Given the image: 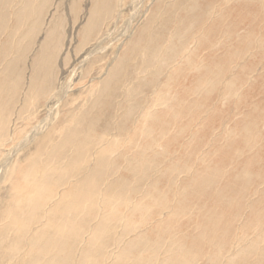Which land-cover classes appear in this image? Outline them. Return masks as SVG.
<instances>
[{"label":"rangeland","instance_id":"obj_1","mask_svg":"<svg viewBox=\"0 0 264 264\" xmlns=\"http://www.w3.org/2000/svg\"><path fill=\"white\" fill-rule=\"evenodd\" d=\"M23 1H27L23 3L26 8ZM221 1L34 0L32 4L30 0H0V8L4 5L0 11V264H30L31 258L23 254L29 249V239L33 242L34 233L47 229L31 225L36 230L27 237L29 233L12 228L1 215L4 207L13 205L12 189L21 184L16 172L23 173L33 159L42 172L41 160L47 164L53 160L49 156L56 158V162L50 161L49 178L46 176L52 180L49 186L54 183L53 192L66 190L65 196L72 198L76 181L85 179L88 186L99 184L96 208L89 214L77 211L78 225L65 235L62 249L48 255L49 263L225 264L232 247L239 244V253L245 254L235 260L237 264H264V0H233L228 8ZM212 7L221 9L204 21ZM33 8L39 12L26 18L29 28L25 33L17 28L18 20L23 21ZM103 8L107 14L93 15ZM219 15L227 21L220 17L222 23L218 24ZM93 16L97 20L91 28ZM191 23L190 30L187 25ZM201 30L206 34L204 39L198 37ZM176 34L185 51L178 48L177 52L189 56L188 69L176 76L171 65L170 70L161 71L163 66L159 73L154 72L151 55L160 57L154 62L156 68L168 61V40L179 41L173 38ZM148 37L151 43L146 41ZM192 39L202 45L194 48ZM239 39L243 40L238 43ZM174 49L169 50L175 53ZM193 61L198 68L191 67ZM140 71L142 77L137 80ZM167 85L172 87L171 94ZM233 90H239L244 98L237 101L239 95H225ZM157 95L177 99L172 104V109L176 105L174 110L167 101L156 102ZM154 110L165 113L163 128L156 127L165 135L163 140L156 136L157 131L149 135V125L143 123L144 114L152 115ZM65 126L74 133L64 148L60 140ZM100 135H108L103 144L115 139L116 154L104 158L102 166L108 189L101 181L103 176L95 181L87 179L98 162L89 155L99 146L95 144ZM85 137L87 143L92 140V147L87 154L77 155L74 150ZM150 142L154 145L146 146ZM151 146L152 154L140 162L135 151L145 152ZM203 154L211 164L208 167L198 163ZM139 165L144 167L138 169ZM202 181L203 188L199 186ZM98 192H121V199L103 211L98 208ZM184 193L186 201L181 197ZM155 199H166L160 203L163 208L154 206ZM60 205L61 209H49L56 219L62 217L63 223L67 213L65 203ZM75 232L79 233L76 238ZM46 235L51 239L49 232Z\"/></svg>","mask_w":264,"mask_h":264},{"label":"bare ground","instance_id":"obj_2","mask_svg":"<svg viewBox=\"0 0 264 264\" xmlns=\"http://www.w3.org/2000/svg\"><path fill=\"white\" fill-rule=\"evenodd\" d=\"M5 1V0H4ZM3 0H2V2H4ZM103 1V0H102ZM223 1V0H222ZM222 1H221V3H222ZM27 1H23L21 4H25ZM30 2H32V4L34 3L35 4V2H34V0L32 1V0H30ZM232 2H233V0H224V3L223 4H225V5H227L226 7L228 8V4H232ZM236 2V1H235ZM257 2V1H256ZM100 3V2H99ZM2 4V3H1ZM23 4V7H27V5H24ZM102 4H104V7H105V5H106V2H103ZM222 4V5H223ZM235 4V3H234ZM13 5V4H12ZM224 5V6H225ZM233 5V4H232ZM3 4H2V7L0 8V11H1V13H2V8H3ZM36 6V5H35ZM216 6V5H215ZM22 7V9H24ZM38 7V6H37ZM193 7H195V6H193ZM193 7H191V8H193ZM220 7H222V6H220ZM226 7H225V9H226ZM261 7V6H260ZM7 8V7H6ZM21 8V7H20ZM20 8H19V10H20ZM30 8V7H29ZM32 8V7H31ZM95 8V7H94ZM200 8V7H199ZM224 7H222V9H223ZM21 9V10H22ZM196 9V8H195ZM219 9H221V8H213L212 7V9H210L209 11H208V13L206 12V14H207V18L204 20V21H208L209 20V15H211L213 12H216V11H218ZM31 10V9H30ZM29 10V11H30ZM191 10H193V9H191ZM203 10V9H202ZM260 10V9H259ZM25 11V10H24ZM223 11V10H222ZM261 11V10H260ZM37 12H39V11H37V8H33V10H31V12L29 13V12H27V14H26V11H25V13H24V15L26 14V17L23 19V21L20 19V20H18V26H17V28H19V29H21L23 32L24 31H26V29L27 28H29V26L27 27V19L26 18H29V16L30 15H36L37 14ZM193 12V11H192ZM220 12V11H219ZM219 12H217V13H219ZM225 12H227V11H225ZM21 13V12H20ZM94 14V16L95 15H97V14H101V17L103 16V15H105V14H107V12L105 11V8H103L102 10H101V12L100 11H94L93 12ZM237 13V12H236ZM11 14H13V13H11ZM29 14V15H28ZM221 14V13H220ZM217 15V14H216ZM18 16V15H17ZM94 16H93V18H94ZM222 16V15H221ZM220 15L218 16V19H217V23H218V21H220L221 23H222V17H221ZM227 16V15H226ZM225 16V17H226ZM222 19H221V18ZM224 17V18H225ZM17 18V17H16ZM22 18V17H21ZM1 19L2 18H0V24H1ZM221 19V20H220ZM94 20V21H93ZM95 20H97V18H94V19H92V23H91V28L95 25ZM194 20V19H193ZM224 20V19H223ZM4 21V20H3ZM224 21H227V20H224ZM223 21V22H224ZM31 22V21H30ZM202 22H203V20H202ZM211 22H213V21H211ZM216 22V21H215ZM220 22L218 23V24H220ZM255 23V22H254ZM32 24H34L33 22H32ZM32 24H30V25H32ZM194 24V23H193ZM217 24V25H218ZM231 24V23H230ZM229 24V25H230ZM235 24H236V22H235ZM253 24V23H252ZM198 25V24H197ZM206 25V24H205ZM234 25V24H233ZM239 25V24H238ZM187 26H192V23H191V25H187ZM215 26H216V24H215ZM214 26V27H215ZM236 26V25H235ZM189 27V28H190ZM214 27H212V28H214ZM26 28V29H25ZM35 28V27H34ZM181 28V27H180ZM206 28V27H205ZM208 29H209V27H207ZM206 28V29H207ZM211 28V29H212ZM220 28V27H219ZM218 28V29H219ZM223 28V27H222ZM253 28V27H252ZM31 29H33V26H31ZM191 29H193L192 27L190 28V30ZM204 29V28H203ZM202 29V30H203ZM205 29V30H206ZM235 29V28H234ZM198 31V33L200 34V32L202 33L203 31ZM233 30V29H232ZM258 30V29H257ZM0 31H2V29H0ZM178 31V30H177ZM208 31V30H207ZM206 31V32H207ZM211 31V30H210ZM214 31H216V28H215V30ZM225 31V30H224ZM226 31H227V29H226ZM234 31V30H233ZM250 31V28H249V30H248V32ZM28 32V30L25 32V33H27ZM179 32H181V31H179ZM194 32H195V30H194ZM218 32V31H217ZM248 32H246V33H248ZM3 33V32H2ZM175 33V32H174ZM176 33H178V32H176ZM204 34H202V35H199L198 34V37L200 36V37H202V36H204L202 39H204L205 37H206V34H205V32H203ZM208 33V35H210L209 34V32H207ZM215 33V32H214ZM219 33L220 32H218V35H219ZM189 34V33H188ZM221 34V33H220ZM224 34V33H223ZM233 34V33H232ZM238 34H239V32H238ZM190 35V34H189ZM207 35V38L209 37ZM214 35V34H213ZM212 35V36H213ZM227 35V34H226ZM236 35V34H235ZM220 36V35H219ZM218 36V37H219ZM224 36V35H223ZM228 36V35H227ZM232 36H234V35H232ZM244 36V35H243ZM242 36V37H243ZM261 36H263V35H261ZM177 37V38H176ZM176 37L174 36L173 38H174V40L176 39H178L179 40V38H178V34H176ZM179 37H180V34H179ZM217 37V40L219 39ZM221 37H222V34H221ZM220 37V38H221ZM231 37V36H230ZM236 37V36H235ZM241 37V36H240ZM187 38H188V36H187ZM195 38V37H194ZM207 38H206V40H207ZM225 38V37H224ZM227 38V37H226ZM225 38V39H226ZM229 38V37H228ZM201 38H199V40H200ZM201 39V40H202ZM222 39V38H221ZM220 39V40H221ZM238 39V38H237ZM247 39H249L248 37H247ZM252 39V38H251ZM253 39H255V37H253ZM175 40V41H176ZM193 40V44H194V48H196V45H199V43L201 44L202 42H198L197 40H196V42L194 41V39H192ZM206 40L205 41H203V43L205 42L206 43ZM229 40V39H228ZM240 40H243V39H239L237 42L239 43V41ZM140 41V40H139ZM146 41L148 42V43H151L152 41L150 40V37H148L147 39H146ZM223 41V40H222ZM249 41V40H248ZM255 41V40H254ZM258 41V40H257ZM15 42H17V41H15ZM180 43L179 45H177L176 43ZM219 42H221V41H219ZM224 42H226V41H224ZM223 42V43H224ZM250 42V41H249ZM248 42V43H249ZM256 42V41H255ZM264 42V41H263ZM168 43H169V45H168V52L171 54V56H169V55H167V56H165L166 58H168L167 60L168 61H166V59L165 58H162L163 60H165L166 62L162 65L161 64V66H159V67H155V61H157V60H159L160 59V57L158 58V57H155L156 56V54L155 53H153L152 55H151V62H152V64H153V68H155V71L154 72H157V73H159V71H158V69L160 68V67H163L164 66V68L161 70V71H166L167 69H169L170 70V65L173 67L172 69H171V71L172 72H176L175 73V75L174 76H176V75H178V73L177 72H181L182 70H185V69H188V61H187V57H189V56H186V58H185V56H184V54H183V51H184V49H183V45H182V42H181V40H179V41H177V42H173V40H172V38H170L169 40H168ZM191 43V42H190ZM208 43V42H207ZM210 43V42H209ZM209 43H208V45H209ZM218 43V42H217ZM238 43H236V45H238ZM252 43V42H251ZM254 43V42H253ZM228 44H230V43H228V41L226 42V45H228ZM255 44V43H254ZM259 44H261V43H258V45ZM263 44V43H262ZM188 45V44H187ZM190 45V44H189ZM202 45V44H201ZM208 45H206V46H208ZM221 45V44H220ZM235 45V47H237ZM251 45V44H250ZM253 45V44H252ZM212 46H214L213 44H212ZM211 46V47H212ZM222 46H223V44H222ZM244 46V45H243ZM199 47V46H198ZM197 47V48H198ZM203 47V46H202ZM218 47V46H217ZM227 47V46H226ZM253 47H254V45H253ZM252 47V48H253ZM172 48H175L174 50H176L175 51V53H174V51H170L169 49H172ZM179 48V51H181L180 50V48L181 49H183V51L182 52H177L178 49ZM187 48H188V46L186 47L185 46V50H187ZM193 48V49H194ZM221 48V47H220ZM245 48H247V47H245ZM244 48V49H245ZM251 48V47H250ZM251 48V49H252ZM10 49V51H12L11 49L12 48H9ZM207 50L209 49V46H208V48H206ZM222 49V48H221ZM243 49V50H244ZM250 49V50H251ZM254 50H255V48H253ZM252 49V50H253ZM257 49V48H256ZM2 50V49H1ZM1 50H0V52H1ZM210 50V49H209ZM227 50V49H226ZM231 50V49H230ZM238 51H240L239 49H237ZM248 50V49H247ZM251 50V51H252ZM9 51V50H8ZM7 51V52H8ZM9 51V52H10ZM194 51H195V49H194ZM224 51V50H223ZM250 51V52H251ZM259 51V50H258ZM7 53L8 55L10 54V53ZM13 52V51H12ZM11 52V53H12ZM23 52V51H22ZM159 52V51H158ZM174 54H173V53ZM185 52V51H184ZM191 52V51H190ZM237 52V51H236ZM235 52V53H236ZM248 52H249V50H248ZM24 53V52H23ZM149 53V52H148ZM147 53V54H148ZM157 53V52H156ZM193 54H194V52H192ZM192 53H190V55L192 54ZM234 53V54H235ZM243 53H244V51H243ZM242 53V54H243ZM15 54V53H14ZM160 54H162V53H160ZM163 54H164V52H163ZM166 54H168L167 52H166ZM173 54V55H172ZM186 54V53H185ZM192 54V55H193ZM218 54V53H217ZM223 54H226V53H223ZM222 54V55H223ZM233 54V55H234ZM238 54V53H237ZM240 54H241V52H240ZM237 55V56H235V57H240L241 55ZM21 55V54H20ZM159 55V54H158ZM197 55V54H196ZM195 55V56H196ZM216 55V54H215ZM150 56V55H149ZM202 57V56H201ZM200 57V58H201ZM226 57V56H225ZM234 57V56H233ZM242 57H244V54H243V56ZM264 57V56H263ZM18 58H21V57H18ZM173 58V59H172ZM191 58H194L193 56H191ZM255 58V57H254ZM169 59H170V61H169ZM237 59H239V58H237ZM236 59V60H237ZM243 59V58H242ZM203 60V59H202ZM201 60V61H202ZM213 60V59H212ZM231 60V59H230ZM236 60H235V62H236ZM241 60V59H240ZM239 60V61H240ZM246 60V59H245ZM20 61V60H19ZM191 61V60H190ZM220 61V60H219ZM218 61V62H219ZM147 62V61H146ZM150 62V63H151ZM161 62H162V60H161ZM164 62V61H163ZM195 61H193V66H191V67H197L198 68V66H199V64H195L194 63ZM214 62V61H213ZM217 62V63H218ZM221 62V61H220ZM228 62H230L229 60H228ZM227 62V63H228ZM238 62V61H237ZM11 63H12V61H11ZM158 63V62H157ZM156 63V65H158ZM189 63H191V62H189ZM200 63V62H199ZM243 63V62H242ZM192 64V63H191ZM223 64V63H222ZM226 64V63H225ZM228 64H230V67H231V64L232 63H228ZM10 65H12V64H10ZM190 65V64H189ZM224 65V64H223ZM223 65H222V67H223ZM165 66H166V68H165ZM233 67H234V65H232ZM147 67V66H146ZM207 67V66H206ZM226 67V66H225ZM228 67H229V65H228ZM232 67V68H233ZM240 67H241V65H240ZM243 67V66H242ZM143 68V67H142ZM141 68V69H142ZM196 68V69H197ZM224 68V67H223ZM5 69V68H4ZM235 69V68H234ZM190 70V69H189ZM241 70H242V68H241ZM194 71H196V70H194ZM193 71V72H194ZM200 71V70H199ZM199 71H197L198 73H199ZM204 71V70H203ZM171 72V73H172ZM233 72H234V70H233ZM243 72V71H242ZM150 73H152V71L150 72ZM170 73V74H171ZM190 73H192V72H190ZM232 73V72H231ZM247 73V72H246ZM144 74L146 75V72H144ZM169 74V75H170ZM174 74V73H173ZM141 75V71L139 72V73H137L136 74V76H138L136 79L137 80H139L142 76H140ZM184 75V74H183ZM187 75V74H186ZM189 75V74H188ZM235 76V75H234ZM140 77V78H139ZM185 77V76H184ZM238 77V76H237ZM239 78V77H238ZM243 78H244V75H243ZM250 79V78H249ZM244 80H247V78L245 79L244 78ZM252 80V79H251ZM250 80V81H251ZM4 81V80H3ZM150 81V80H149ZM5 82V81H4ZM8 82V81H7ZM0 83L2 84V82L0 81ZM18 83V82H17ZM16 83V84H17ZM236 83L239 85V80L238 79H236ZM182 84V83H181ZM124 85H126V84H124ZM178 85V84H177ZM225 85V84H224ZM224 85H222V87L224 86ZM233 85H235V83L233 84ZM2 86V85H1ZM1 86H0V88H1ZM9 86V85H8ZM11 86V85H10ZM9 86V87H10ZM14 86V85H13ZM17 86V85H16ZM15 86V87H16ZM127 86V85H126ZM129 86H130V84H129ZM128 86V87H129ZM180 86V85H179ZM221 86V85H220ZM6 87V86H5ZM15 87H13V88H15ZM127 87V88H128ZM167 87H168V92L170 93L171 92V86L170 85H167ZM166 87V88H167ZM184 87V86H183ZM227 87H229V86H227ZM11 88V87H10ZM126 88V89H127ZM182 88V87H181ZM125 89V90H126ZM180 89V88H179ZM227 89V88H226ZM236 89V88H235ZM11 90V89H10ZM252 90V89H251ZM5 91V90H4ZM31 89H30V93H31ZM127 91H128V89H127ZM177 91V90H176ZM28 92V94H30ZM128 93H129V91H128ZM171 94V93H170ZM230 94H233V95H235V96H238V97H236V99H237V101H238V99H240V98H244V96H240V91L239 90H236V91H232V92H229V91H227V93L225 94L226 96H228V97H230ZM15 95V94H14ZM178 95H180V97H181V95H182V93H180V94H178ZM177 95V96H178ZM176 96V97H177ZM178 98V97H177ZM176 99V98H175ZM177 100V99H176ZM176 100H174V98L173 97H167L166 95H157V97H156V102H158V101H167V104L166 105H168V106H170V108L172 109V104H173V102H175ZM181 100V99H180ZM179 100V101H180ZM169 101H170V104H169ZM182 101H184V99H182ZM242 101V100H241ZM245 101V100H244ZM196 102V101H195ZM241 103V102H240ZM240 103H238V104H240ZM262 103V102H261ZM158 104H160V103H158ZM165 104V103H164ZM201 104V103H200ZM203 104V103H202ZM237 104V103H236ZM91 105H93V104H91ZM162 105V104H161ZM252 105H254V104H252ZM251 105V106H252ZM256 105V104H255ZM175 106L176 105H174V107H173V109L172 110H174V108H175ZM183 106H185V105H183ZM188 106V105H187ZM196 106V105H195ZM206 106V105H205ZM237 105H235V107H236ZM256 106H259L258 104L256 105ZM152 107V106H151ZM155 107V106H154ZM192 107V106H191ZM238 107V106H237ZM236 107V108H237ZM255 107V106H254ZM253 107V108H254ZM182 108V107H181ZM221 108V107H220ZM256 108V107H255ZM188 109V108H187ZM191 109V108H190ZM201 109V108H200ZM263 110H264V108H262ZM262 109H259V110H262ZM182 110V109H181ZM189 110V109H188ZM257 110V108L255 109V111ZM177 111V110H176ZM196 111V110H195ZM156 111L154 110L153 111V113H150V114H152V115H148L147 113L146 114H144V116L142 117L143 118V123H145V124H148L149 125V135H151V136H153V134L154 135H156V133L158 134V135H156V136H158L159 138H161L162 140L165 138V135L164 134H161L162 132H158L157 130H156V127H161V126H163L164 125V121L162 120L163 118H164V112H156ZM175 112V111H174ZM173 112V113H174ZM180 112V111H179ZM184 112V111H183ZM187 112V111H186ZM191 112V111H190ZM178 113V112H177ZM198 113V112H197ZM252 113H254V112H252ZM257 113H259V111L257 112ZM264 113V112H263ZM195 114V113H194ZM199 114V113H198ZM261 114V113H260ZM124 115H126V114H124ZM148 115V116H147ZM180 115H181V113H180ZM182 115H184V113H182ZM196 115V114H195ZM253 115V114H252ZM256 115V114H255ZM255 115H253V116H255ZM170 116V115H169ZM179 116V115H178ZM177 116V117H178ZM192 116V115H191ZM198 116V115H197ZM207 116V115H206ZM210 116V115H209ZM257 116V115H256ZM263 116V115H262ZM128 117V116H127ZM208 117V116H207ZM192 118V117H191ZM210 118V117H209ZM262 118V117H261ZM175 119V118H174ZM204 119V118H203ZM207 119V118H206ZM170 120V119H169ZM191 120V119H190ZM208 120V119H207ZM260 120V119H259ZM264 120V119H263ZM202 121H204V120H202ZM201 121V122H202ZM260 121H262V120H260ZM178 122V121H177ZM191 122H192V120H191ZM200 121H199V124L201 123ZM205 122V121H204ZM167 123V122H166ZM172 122H170L169 124H171ZM263 123V122H262ZM163 124V125H162ZM236 124H238L237 122H236ZM68 125V124H67ZM173 125H176V124H173ZM172 125V126H173ZM201 125V124H200ZM206 125H208V124H206ZM231 125H232V122H231ZM115 126V125H114ZM166 126V125H165ZM227 126V125H226ZM170 127V126H169ZM161 128H163V127H161ZM158 129V128H157ZM164 129H166V128H164ZM226 129V128H225ZM224 129V130H225ZM71 130V128L69 127V126H65L64 128H63V134H62V138H61V140H60V144L61 145H63V143H64V148L68 145V143H69V140H70V136L69 135H71V134H73L74 132H71L70 131ZM168 130V129H167ZM223 130V131H224ZM231 130V129H230ZM157 131V132H156ZM168 131H171V129H169ZM226 131V130H225ZM0 132H1V129H0ZM156 132V133H155ZM180 132V131H179ZM184 132V131H183ZM228 132V131H227ZM196 133V132H195ZM222 133V132H221ZM234 132H232V134H233ZM183 134V133H182ZM182 134L181 135H179V136H182ZM223 134V133H222ZM231 133H230V135H229V138H230V136L232 135ZM0 135H1V133H0ZM160 135V136H159ZM226 135H228V134H226ZM85 136V135H84ZM107 136L108 135H100L99 137H98V141H97V143L95 144L96 146L99 144V146H97L96 148H94L93 150H94V154L93 155H89V157H93V158H95V159H97V163L96 164H98L97 166H95L96 164H94V166H93V168L91 169V170H89V175L87 176V179H90V180H92V181H95L96 179L98 180V179H102V176L103 177H105V178H103L101 181H103L104 182V187L106 186V188L108 189V181H107V177H106V174H105V170L102 168V166H103V162L105 161L104 160V158H106V157H111V156H114V154H116V151H115V149L113 148V146H114V141H115V139L113 140V139H111V140H109L108 141V143H106V144H103V143H101L103 140H106L107 139ZM118 136H116L115 138H117ZM170 137V136H169ZM226 137V136H225ZM228 137V136H227ZM235 137V136H234ZM80 138V137H79ZM112 138V137H111ZM194 138V137H193ZM195 138H196V136H195ZM85 140V142L84 143H82L81 145H80V148L78 147L76 150H74V153L76 152L77 153V155H85V154H87L88 153V149L90 148V147H92V140H89V142L87 143V140H88V138L87 137H85V138H83V139H80V141L79 142H83ZM196 140V139H195ZM204 140V139H203ZM233 140V139H232ZM235 140V139H234ZM237 140V139H236ZM194 141V140H193ZM192 142V141H191ZM237 142H238V140H237ZM237 142H235V143H237ZM110 143V144H109ZM171 143H173V142H171ZM153 144V142H150V143H148V145L146 144V146H149V145H152ZM154 145V144H153ZM183 146V145H182ZM86 147H87V149H86ZM154 147H156V148H162V145H155ZM185 147H187V144L185 145ZM153 149V146H151L150 148H148V147H146L145 148V152H143L142 150H140V149H138L137 151H135V154L139 157V159L141 158L142 160L140 161V162H143V160L145 161V159L146 158H148L149 157V155H151L152 153H150L149 151H151ZM166 150H168L167 149V147L165 148ZM164 149V151H166ZM184 150V152H185V148L183 149ZM187 150H189V149H187ZM186 150V151H187ZM190 151H191V149H190ZM190 151H188V152H190ZM222 151V150H221ZM152 152V151H151ZM160 152H163L162 150L160 151ZM213 152V151H212ZM56 153H58V150L56 151ZM66 153H69V151H67V152H65L63 155H65ZM171 153H172V151H171ZM182 153H183V151H182ZM195 153V152H194ZM197 153V152H196ZM199 153V152H198ZM214 153V152H213ZM219 153H221V152H219ZM51 154H53V150H51ZM158 154V153H157ZM184 154V153H183ZM182 154V155H183ZM186 154V153H185ZM167 155V154H166ZM171 155V154H170ZM170 155H168V156H170ZM189 155H190V153H189ZM213 155V154H212ZM220 155V154H219ZM159 156H161V155H159ZM185 156V155H184ZM187 156H188V154H187ZM191 156H195V154H192ZM50 158H52L53 160H50V161H53V162H56V158H54L53 156L51 157V156H49ZM48 157V158H49ZM135 157V156H134ZM155 157H156V155H155ZM154 157V158H155ZM162 157V156H161ZM190 157V156H189ZM196 157V156H195ZM215 157V156H214ZM217 157V156H216ZM49 158V159H50ZM188 158V157H187ZM199 158H200V156H199ZM199 158L198 159H196L197 161L199 160ZM47 158H45V160H46ZM182 159V158H181ZM209 159H210V157H209ZM157 160H158V158H157ZM170 160V159H169ZM188 161H191L190 159H187ZM50 161H48L47 162V164H46V162L45 161H43V160H41V165H43V167L41 168V170H42V172H40V168L38 167V165H37V163H35V160L33 159V160H31L30 161V163H29V166L24 170V172L23 173H18V171L16 172V174H15V176H16V178H18V180H20V186H19V188H14V189H12V191H11V197H10V200L13 202V205H11V206H7V207H4V210H3V212H2V214L3 215H1V217L2 218H5L10 224H11V226H13L12 228H15L16 230H18L19 232H22V234L23 233H29L28 235H27V237H30V235L31 234H33L32 232H34L36 229H38V228H47L46 230H43V231H41L40 232V234L39 233H34L35 235L33 236V242H32V240L31 239H29V242H28V246H27V248H29L28 249V251L26 252V251H22L23 252V254H25V256H27V257H29V258H31V260H30V264H53V263H49L48 261H47V258H48V255L49 254H51V253H55L56 251H59V249H62V245H64V243H63V241H64V238H65V235H68L67 233H70L71 231H72V229L74 230V227H76L77 225H78V223H77V216H76V214H77V211L79 210V209H81V211H84L86 214H89V213H91L92 211H93V209L94 208H96V205H95V202H96V197H98V195H97V189H98V185H97V183L95 182L94 183V185H91V186H88L87 184H86V180L85 179H81L80 181H76L75 183H74V188L77 190L76 192H75V194H74V196L72 197V198H69L67 195L65 196V191L66 190H63L62 192H59V191H57V192H53V189L55 188L54 186H52L54 183H52V185L51 186H49V183H51L52 182V180H48V178H49V175H48V173H50V171H51V169H49L48 168V165L50 164V163H52V162H50ZM172 161H173V159H172ZM180 161V160H179ZM193 161H194V159H193ZM196 161V162H197ZM211 161V160H210ZM175 162H177V161H175ZM174 162V163H175ZM184 162V161H183ZM212 162V161H211ZM146 163V162H145ZM144 163V164H145ZM154 163V162H153ZM171 163H173V162H171ZM173 163V164H174ZM185 164H187V163H189V162H184ZM184 163H182V161H181V164H184ZM198 163H201V165L202 164H204L205 166H207L208 167V165H211L210 164V162H209V160L208 159H206V156H204V154H203V156L201 157V159L198 161ZM218 163V162H217ZM143 165V164H142ZM152 165V164H151ZM155 165V164H154ZM179 165H180V163H179ZM169 166L171 167V164H169ZM168 166V167H169ZM190 166V165H189ZM189 166H187V168L189 167ZM144 167V166H143ZM143 167H141L140 165H139V167H138V169H140V168H143ZM152 167V166H151ZM167 167V166H166ZM165 167V168H166ZM177 167V166H176ZM129 168V167H128ZM177 168H179V166L177 167ZM159 169V168H158ZM104 170V171H103ZM160 170V169H159ZM164 170V169H163ZM137 171V170H136ZM157 171V170H156ZM160 171H162V170H160ZM168 171H170V170H168ZM187 171H188V169H187ZM146 172V171H145ZM165 172V171H164ZM187 173V172H186ZM187 174H189V173H187ZM39 176V177H38ZM46 176H48V178H46ZM197 176V175H196ZM192 180L191 181H194L193 183H194V185H197L196 183H198L197 182V180L195 179H193V178H191ZM79 180V179H78ZM69 183V182H68ZM73 183V182H72ZM193 183H192V185H193ZM60 184V183H59ZM193 185V186H194ZM201 185H203V181L201 182V183H199V186H201ZM57 186H58V184H57ZM69 186V185H68ZM192 186V187H193ZM198 186V187H199ZM123 187V186H122ZM202 188H203V186H201ZM78 188V189H77ZM71 189V188H70ZM101 189V188H100ZM119 189H121V188H119ZM186 188H184V190H185ZM105 190V189H104ZM156 190V189H155ZM130 191V190H129ZM189 192V191H188ZM121 192H116L115 194H110V193H108V194H104V193H101V192H98V194L99 195H101V198H100V201H101V204H99L98 205V208L99 209H102L103 211H104V209H107V208H111L114 204V202L115 201H119L121 198H119V197H121V194H120ZM159 193V192H158ZM185 194L186 193H184V194H182L181 195V197H182V200H184V201H186L185 200V198H186V196H185ZM189 194V193H188ZM187 194V195H188ZM161 196H164L165 197V195H161ZM177 196H179V195H177ZM165 200L166 199H158L157 201H156V199L154 200L155 201V204H154V206H159V207H162L163 208V206H162V202H165ZM63 203H65V207H64V209H66V213H67V215L66 216H63V223H62V221H60V220H62V217L61 218H59V219H56V215L54 214V213H52V212H50L51 211V209H49V208H51V206H54V208L55 207H58V209H61L63 206H61L60 204H63ZM160 203H162V204H160ZM117 204V203H116ZM9 205V204H8ZM248 205V204H247ZM247 207V206H246ZM9 209V210H8ZM112 209V208H111ZM116 209H117V207H116ZM115 209V211L113 212V213H117L116 210ZM171 208L169 207V209H168V211L170 210ZM167 211V212H168ZM170 212V211H169ZM168 212V213H169ZM243 212H246V211H243ZM63 214V213H62ZM248 215V214H247ZM116 216V215H115ZM243 216V215H242ZM249 217V216H248ZM66 219H67V221H66ZM56 222H59V224H56ZM61 222V223H60ZM35 224H38L37 226H36V229L35 230H32L30 227H31V225H35ZM48 232L50 233V235H51V239L49 238V237H47V235L46 234H48ZM96 232V231H95ZM73 233H74V231H73ZM76 233V232H75ZM78 234L79 233H76V234H73L74 235V238H76L77 236H78ZM104 234V233H103ZM89 235L90 236H93L94 237V235H93V233H91V232H89ZM243 235V234H242ZM102 236V235H101ZM255 237H257V235H254ZM240 238H242L241 236H240ZM19 239V238H18ZM114 240V239H113ZM255 244V243H254ZM239 245V244H238ZM236 246V244L232 247V250L230 251V255H231V258H230V256L227 258V259H224L225 260V264H237V262L235 261L236 259H239V258H241V257H243L244 256V254H245V251L243 252V253H239V251H240V248H239V246ZM244 246V245H243ZM242 246V247H243ZM253 247V246H252ZM249 248V247H248ZM248 248H246V250L248 249ZM250 249V248H249ZM32 251L33 252H35V255L34 256H32ZM22 252H21V254H22ZM102 252V251H101ZM36 254H37V256H36ZM99 254V253H98ZM226 258V257H225ZM122 260V259H121ZM228 261V262H227ZM37 262V263H36ZM112 264H116V263H112ZM220 264H222V263H220Z\"/></svg>","mask_w":264,"mask_h":264}]
</instances>
